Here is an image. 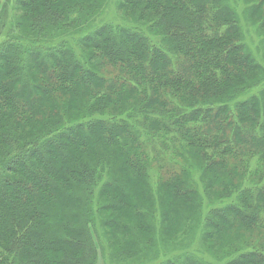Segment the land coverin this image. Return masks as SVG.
Instances as JSON below:
<instances>
[{
    "label": "trees",
    "instance_id": "trees-1",
    "mask_svg": "<svg viewBox=\"0 0 264 264\" xmlns=\"http://www.w3.org/2000/svg\"><path fill=\"white\" fill-rule=\"evenodd\" d=\"M4 1L0 264H121L191 232L264 264V65L242 22L264 31V0Z\"/></svg>",
    "mask_w": 264,
    "mask_h": 264
},
{
    "label": "rangeland",
    "instance_id": "rangeland-1",
    "mask_svg": "<svg viewBox=\"0 0 264 264\" xmlns=\"http://www.w3.org/2000/svg\"><path fill=\"white\" fill-rule=\"evenodd\" d=\"M3 1L4 7H6L7 13L5 15L6 19V28L4 31L7 33L9 29H11L13 26H11L12 19V1ZM241 7H244L243 4H241ZM239 8L240 12L243 14V9ZM104 12V18L106 19V22L108 23H119L122 21V14L119 12L117 7L113 4H109L103 8L102 10ZM243 27L247 34V42L251 49V51L256 54V56L259 58L260 63L264 65V31L257 29L255 26L252 25L250 20H245L243 17ZM264 83V82H263ZM169 149V148H168ZM156 152L153 154L152 159V175L154 179V183L157 182L158 179H160V175H163V178L169 177V174L167 173L166 169L163 168L161 163L159 162V158L155 155ZM161 155L164 157H167V155H163V153L160 151ZM181 161V165H180ZM185 164V159L182 157H177L175 155V170L177 172L180 171V167H183ZM216 205H222V203L219 201L216 203ZM207 207L205 211H207ZM257 234V233H255ZM195 234H185L183 237L181 235H178L175 240L167 243H162L158 246V248L153 249L147 256L142 257L140 259H124L121 264H161L165 259H172L179 263V257L182 254L190 253L197 258L201 259L202 261L209 263V264H221L220 261L217 259L220 258L222 255H225L227 251H230V248L222 249V250H216L210 248L206 243L203 245L200 243L198 239H193ZM264 234L261 236H257L256 239L253 241L254 243H257L258 239L261 238V242L264 240ZM250 239H253L251 237ZM254 246L260 247V244H255ZM250 249V248H248ZM247 250V249H246ZM146 253V252H145ZM144 253V254H145ZM232 255H227V260H229ZM231 261V260H229ZM226 263V261L224 262ZM100 264H105L104 261H100Z\"/></svg>",
    "mask_w": 264,
    "mask_h": 264
}]
</instances>
